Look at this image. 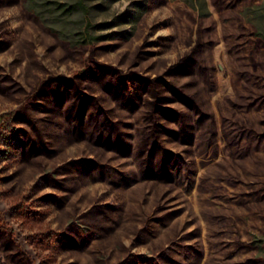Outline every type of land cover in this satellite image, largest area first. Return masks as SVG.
<instances>
[{
  "label": "rangeland",
  "instance_id": "374dc122",
  "mask_svg": "<svg viewBox=\"0 0 264 264\" xmlns=\"http://www.w3.org/2000/svg\"><path fill=\"white\" fill-rule=\"evenodd\" d=\"M54 1L75 2L0 0V264H264V0H87L86 15ZM70 85L134 151L156 85L195 126L194 146L169 147L189 179L112 186L100 169L138 160L75 136Z\"/></svg>",
  "mask_w": 264,
  "mask_h": 264
},
{
  "label": "trees",
  "instance_id": "16d2710c",
  "mask_svg": "<svg viewBox=\"0 0 264 264\" xmlns=\"http://www.w3.org/2000/svg\"><path fill=\"white\" fill-rule=\"evenodd\" d=\"M52 3L59 10L81 11L85 15L89 13L87 0H75L69 5L57 1ZM256 35L259 39L264 38V34L259 31ZM195 50L196 48H193L188 57L193 58L192 53ZM194 59H192V64L195 62ZM168 87L194 114H198L202 120L205 119L206 114L201 104L191 94L179 85L169 83ZM69 90H72L71 100L66 104L65 109L73 125L75 136L78 138L88 136L93 145L101 147L105 152H113L119 157L133 154L138 160V171L133 174L122 173L112 177L110 172L104 171L107 168L102 167L100 172L105 176L110 175L107 177L110 178L112 186L122 190L130 198L133 193L136 194L140 192L139 190H144L149 186L157 188L160 184L176 185L189 179V174L192 172L190 166H193V161L177 155L169 147L191 148L194 146L197 137L195 126L190 124L189 117L182 110L160 105L158 96L160 91L156 85L153 86L156 103L147 108L144 113L147 124L142 129L135 151L121 127L115 123L106 110L92 103L95 98L90 97L78 85L68 86L66 93H69ZM161 114H165L166 117ZM38 131L42 132L41 128ZM164 193L156 191L153 200H163ZM145 260L147 264L154 263L153 258L149 257ZM175 264L180 263L175 262Z\"/></svg>",
  "mask_w": 264,
  "mask_h": 264
}]
</instances>
